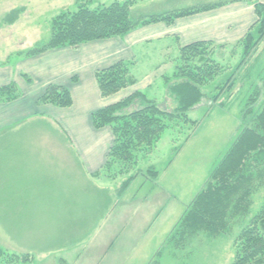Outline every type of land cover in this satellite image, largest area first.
Returning <instances> with one entry per match:
<instances>
[{"label": "crops", "instance_id": "0c3cea01", "mask_svg": "<svg viewBox=\"0 0 264 264\" xmlns=\"http://www.w3.org/2000/svg\"><path fill=\"white\" fill-rule=\"evenodd\" d=\"M59 2L0 0V16L6 15L4 19L12 12L21 10L16 23L11 26L13 30H8L11 37L20 33L18 39L13 40L12 50L8 47L7 51L0 52V89L15 85L13 95H17L14 100L0 102V223L3 228L6 224L19 227L20 224L15 223H25L27 216V222L33 223L38 214L67 211L77 214L89 212V208L96 206L90 211L103 213L94 224L90 223V218L78 222L82 225L79 228L90 229L87 226L91 224V228L96 230L88 242L89 246L94 244L92 241L96 233L107 223L106 204L104 202L100 208L98 198L107 191L106 179L101 171L114 144L112 129H96L93 114L135 93L146 94L154 79L151 74L138 75L137 69L156 51L162 58L148 60L152 67L161 68L169 61L164 56L172 51L175 55L171 62L176 68L181 49L186 46L200 42L213 43L215 54L237 47L238 42L257 25L259 18L255 5L262 2L234 0L220 3L215 9L179 18L171 25L155 23L139 27L122 37L26 56L37 45L47 42L29 41L27 37L33 36L43 24L48 34L53 19L67 12L65 6L58 5ZM3 6L9 8L4 11ZM185 9H171L161 14ZM40 19L47 22L37 24ZM19 22H26L21 30L18 29ZM120 62L132 64L131 75L136 82L114 95L103 97L96 75ZM50 86L68 88L73 105L60 108L41 104L39 100ZM52 131L55 136L62 132L67 140L42 137L45 132ZM161 175L160 180L163 179ZM128 190L122 195L117 189V206L111 211L113 213L117 207V261L122 258L123 242L119 239L123 232H118V228L123 214L130 210L137 221L143 217L136 205L142 192L127 198ZM149 202L142 200L140 205ZM80 246L62 251L77 254L72 260H62L67 264H79L95 250L88 251L87 248L84 252L87 246L84 245L80 252ZM96 259L99 264L101 256Z\"/></svg>", "mask_w": 264, "mask_h": 264}, {"label": "rangeland", "instance_id": "374dc122", "mask_svg": "<svg viewBox=\"0 0 264 264\" xmlns=\"http://www.w3.org/2000/svg\"><path fill=\"white\" fill-rule=\"evenodd\" d=\"M59 1L58 5L65 6L67 12L79 10L76 0ZM114 1L118 0H90L87 5L93 9L99 5H111ZM124 1L126 0L122 2ZM132 1L133 17L146 21L171 9L211 7L234 0ZM261 2L264 3V0ZM3 7L4 11L9 8V6ZM20 13L15 17L18 18ZM4 16H0V20L4 19ZM45 22L47 20L40 19L36 23ZM15 23L16 21L9 23L7 18L0 23V52L7 51L8 47L12 50L13 40L18 39L20 33L16 37H11L8 33L9 29L13 30L11 26ZM24 23L26 22H19V30ZM48 32L47 34L46 26L43 24L27 39L48 42L51 38V28ZM254 41L257 42L256 45H251L246 55L242 47L218 51L217 55L213 53L214 59L226 69L203 87L202 103L189 112L190 119L199 122L194 130L191 125L184 126V123L170 128L151 153L140 154L142 158L136 165L116 164L103 174L107 191L105 194H100L98 200L100 208L104 202L106 204L107 223L96 233L95 240L92 241L94 244L88 246V242L94 237H91L93 232L96 231L95 228H91V224H94L98 216L103 213L90 211L97 208L96 206L89 208V212L77 214L68 211L38 214L34 224L27 222V216L25 223H15V225L20 224L19 227L4 224L6 227L3 228L0 223V247L19 255L29 254L32 261L28 264H61L64 258L72 260L77 254L62 251L73 249L76 245H81L80 252L83 251L84 245H87L84 252L87 248L88 251L95 249L88 257L84 254L85 258L79 264H97V256H101L99 264H155V262L157 264H234L236 240L262 208L264 186L255 191L249 214L241 220L232 219L230 230L224 234L217 237L199 234L190 237L176 248L167 247V239L229 152L242 129L248 126V121L258 116L264 108V36L261 37L256 32ZM174 55L172 51L166 54L164 58L169 61L161 68L152 67L148 60L162 58L156 51L150 54V59L144 61L137 69L138 75L151 74L154 79L153 85L146 91L147 97L156 100L160 108L168 111H173L176 107L174 100L169 96L165 78L175 72L176 68H173L171 62ZM229 80L232 87L226 86ZM220 92L218 102L211 104ZM257 93L259 94L257 102L249 105V100L256 97ZM141 105L142 102L137 101L126 110V113L140 109ZM43 136L47 140L50 138L58 141L67 140L60 131L56 136L53 131L45 132ZM154 172H158V178L162 174L163 179H154L152 175ZM131 177L134 179L129 190L127 189L126 197L131 198L137 192L139 194L142 192L136 205L138 213L143 217L137 221L133 214H130V210L123 214L124 217L118 228V232H123L119 239L123 242L122 256H120L122 258L117 261V207L113 213L111 211L115 205L117 206L118 191L121 193L122 185ZM142 200L150 202L141 206ZM121 209L124 210L125 207ZM83 218H90L91 224L87 226L90 229L79 228L82 225L78 222Z\"/></svg>", "mask_w": 264, "mask_h": 264}, {"label": "trees", "instance_id": "16d2710c", "mask_svg": "<svg viewBox=\"0 0 264 264\" xmlns=\"http://www.w3.org/2000/svg\"><path fill=\"white\" fill-rule=\"evenodd\" d=\"M89 1L76 0L79 5L78 11L64 12L54 18L50 40L37 45L26 53V56L122 37L139 27L155 23L165 22L171 25L179 18L193 16L220 6L179 10L141 21L132 15V0L117 1L93 9L87 5ZM255 8L258 23L237 44V47L243 48L244 55L251 45H256L257 42L254 41L256 32L261 37L264 36V4L258 2ZM18 13L20 10L10 14L7 17L8 22L14 23L17 20L15 15ZM214 47L213 43L200 42L181 49L174 74L166 77L169 96L176 104L173 111L160 108L156 100L138 92L93 114L94 127L96 129L110 127L114 135V144L101 171L103 174L116 164L136 165L142 158L140 154L151 153L168 129L181 126V123H184V126L191 125L193 130L197 127L199 122L190 119L189 112L202 103L203 87L226 69L214 59ZM131 65L120 62L97 73L96 78L103 97L114 95L135 84L136 80L131 75ZM226 86L232 87L231 80ZM15 92V85L1 88L0 102L16 99L17 95H13ZM219 95L221 92L211 104L218 102ZM258 97L257 93L256 97L249 100V105H254ZM139 100L142 102L141 108L127 114L126 110ZM39 102L68 108L73 105V98L68 88L50 86ZM247 125L172 230L167 239V247L176 248L190 237L203 233L209 237L220 236L230 230L232 219L241 220L249 214L255 191L264 186V108L258 116L249 120ZM152 175L154 179L158 178V172ZM133 179L134 177H131L124 182L122 195L132 184ZM235 247L234 264H264V204L250 224L242 230ZM31 261L29 254L19 255L0 247V264H28ZM61 264H65V261L61 260Z\"/></svg>", "mask_w": 264, "mask_h": 264}]
</instances>
